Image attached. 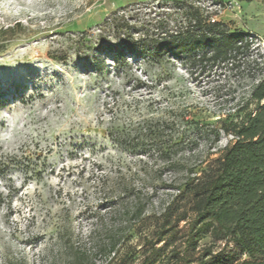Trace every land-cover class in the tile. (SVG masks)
I'll return each instance as SVG.
<instances>
[{"label": "rangeland", "instance_id": "374dc122", "mask_svg": "<svg viewBox=\"0 0 264 264\" xmlns=\"http://www.w3.org/2000/svg\"><path fill=\"white\" fill-rule=\"evenodd\" d=\"M165 1L0 0V158L11 162L0 170V264H73L85 249L93 254L83 264H143L139 234L122 237L116 254L92 249L119 222L111 195L141 188L145 213H158L172 185L235 139L221 131L215 140L210 129L240 119L264 79V0H184L244 33L250 47L233 65L111 50L143 37L138 29ZM114 11L136 28L106 29L100 49L99 23Z\"/></svg>", "mask_w": 264, "mask_h": 264}, {"label": "trees", "instance_id": "16d2710c", "mask_svg": "<svg viewBox=\"0 0 264 264\" xmlns=\"http://www.w3.org/2000/svg\"><path fill=\"white\" fill-rule=\"evenodd\" d=\"M162 4L158 6L157 17L145 21L138 29L143 31V37L127 41L121 48L110 45L111 50L118 53L127 50L145 61H162L171 56L186 64L214 67L233 65L236 57L250 47L244 33H231L225 23L203 15L200 8L187 1L166 0ZM173 16L176 21L171 27ZM126 18V14L116 11L106 16L99 23L103 28L96 46L104 48L106 29L136 28L125 23ZM153 28L158 33L151 34ZM98 71L102 72L100 68ZM251 103H255L254 109H250ZM236 112L243 114L240 119L233 120L227 115L219 126L210 129L215 140L221 131L232 134L235 139L219 156L212 157L210 153L200 165L187 171L181 182L172 185L173 191L164 200L160 212L145 213L150 195L141 188L129 185L114 192L112 215L119 222L106 227L102 239L92 249L97 253L116 254L122 237L131 232L139 234L144 241L138 251L147 256L143 264H157L170 242L181 233V242L168 255L167 264L171 261L176 264H264V79L254 85L249 100ZM10 164V160L0 158V170L9 168ZM182 221L185 229L179 232L178 224ZM137 225L146 227L136 228ZM202 240L210 242L200 247ZM216 243L223 247L214 250ZM198 248L199 254L195 257ZM92 254L86 249L77 252L73 264H83ZM106 264L120 263L113 256Z\"/></svg>", "mask_w": 264, "mask_h": 264}]
</instances>
